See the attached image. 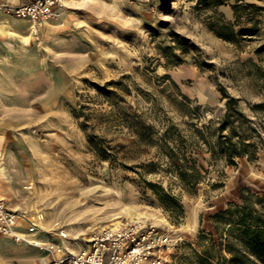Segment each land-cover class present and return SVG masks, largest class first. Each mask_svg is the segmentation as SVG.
I'll list each match as a JSON object with an SVG mask.
<instances>
[{"label": "rangeland", "instance_id": "rangeland-1", "mask_svg": "<svg viewBox=\"0 0 264 264\" xmlns=\"http://www.w3.org/2000/svg\"><path fill=\"white\" fill-rule=\"evenodd\" d=\"M236 1L65 0L67 15L57 21L65 40L46 48L36 39L37 82L19 93L24 105L31 96L37 107L30 113L24 108L18 118L23 129L16 133L17 148L26 163L23 178L12 187L21 210L43 215L49 230L39 234L43 239H52L50 229L58 221L69 234L65 243L79 250L94 231L139 219L169 234L164 264H187L192 248L198 249V234L214 233L213 215L238 203L243 189L264 191V147L255 157L238 158L235 166L212 165L209 153L194 147L191 155L202 175L191 193L180 187L163 148L137 140L119 121L122 110L141 115L153 137L168 129L170 144L182 139L191 151L195 125L222 116L223 87L264 136V105L251 109L264 104V52L254 51L262 39L229 42L212 30L218 19L233 20ZM243 1L264 6V0ZM17 26L26 29L28 22ZM112 81L119 82L108 85L122 97L117 104L99 90ZM181 95L189 98V108ZM148 183L175 199L180 217ZM226 222L224 214L219 224ZM7 243L17 245L0 237V264H35L30 255L37 252L29 245H21L28 250L20 253L4 248ZM26 255L30 258L21 260Z\"/></svg>", "mask_w": 264, "mask_h": 264}, {"label": "trees", "instance_id": "trees-1", "mask_svg": "<svg viewBox=\"0 0 264 264\" xmlns=\"http://www.w3.org/2000/svg\"><path fill=\"white\" fill-rule=\"evenodd\" d=\"M231 9L233 20L225 21L222 18L216 20L212 27L214 33L229 42L258 36L262 43L255 47L254 51L264 52V6L237 0L231 5ZM182 40L188 42L187 39ZM112 84L118 85L119 82H105L99 90L106 95H113V100L117 104L122 97L116 89H108V85ZM218 90L224 99V112L216 121L209 120L206 124L195 125L191 136L192 142H189L192 146L191 151L187 150V142L182 139L177 143L175 140V146L173 143L170 144L168 129L153 137V131L145 125L141 115L130 114L127 110H122L120 114L119 121L131 128L137 140L155 141L163 148L180 187L191 193L202 175L196 159L191 155L194 147L204 148L210 155L212 165L222 161L224 165L232 166L236 165L240 157H255L259 149L264 147V136L239 107L237 99L223 87H219ZM181 98L182 105L189 108L187 105L189 98L185 95H181ZM262 105L264 104H253L251 109ZM197 107L192 109L195 110ZM87 141L97 147L90 135H87ZM98 148L101 156L106 157L104 147L98 145ZM148 185L159 200L167 204L174 217L182 214L181 206L173 197L167 195L164 188L152 183ZM212 185L214 186V183ZM224 214L227 215L229 222L220 226ZM212 218L214 233L198 234L196 242L198 249L192 248L193 260L187 264H264V191L251 194L243 189L238 203L213 215ZM174 220L176 222L178 219Z\"/></svg>", "mask_w": 264, "mask_h": 264}, {"label": "built area", "instance_id": "built-area-1", "mask_svg": "<svg viewBox=\"0 0 264 264\" xmlns=\"http://www.w3.org/2000/svg\"><path fill=\"white\" fill-rule=\"evenodd\" d=\"M64 4L65 0H0V8L30 22L35 39L38 26L60 17ZM42 216L10 209L0 197V236L36 248L41 253L39 264H164L171 244L169 234L138 219L102 227L87 238L83 248L71 252L65 243L69 234L58 221L50 229L52 239L39 235L49 231Z\"/></svg>", "mask_w": 264, "mask_h": 264}, {"label": "crops", "instance_id": "crops-1", "mask_svg": "<svg viewBox=\"0 0 264 264\" xmlns=\"http://www.w3.org/2000/svg\"><path fill=\"white\" fill-rule=\"evenodd\" d=\"M61 15L67 14L62 12ZM59 19V17L54 18L38 26V37H41L46 48L54 46L60 38L65 40V36L60 34L61 27L57 23ZM19 20L27 21L28 28L20 29L17 26ZM39 50L30 22L0 8V190L2 193L5 192V196L1 193L0 197L10 209H22L18 201L14 199V192L17 189L12 187L14 181L23 178L26 163L22 150L17 148L16 133L23 129V127L20 129L21 124L18 118L24 108L27 109L25 112L30 113L32 107H37L36 104H30L33 99L31 96L26 97L29 103L24 105V97L19 96V93L30 92L32 85L37 82L34 72L35 65H39ZM24 84L26 87L23 86ZM27 148L29 149L28 146ZM7 244L10 246H4V248L12 249V252L24 253L28 250L26 247H21L24 244L22 242H16L17 245ZM30 248L37 252L36 256L30 255V257L34 258L35 264H39L41 253L34 247L30 246ZM68 248L71 252L77 251ZM30 257L26 255L21 257V260L25 261Z\"/></svg>", "mask_w": 264, "mask_h": 264}, {"label": "bare ground", "instance_id": "bare-ground-1", "mask_svg": "<svg viewBox=\"0 0 264 264\" xmlns=\"http://www.w3.org/2000/svg\"><path fill=\"white\" fill-rule=\"evenodd\" d=\"M43 217V216H42Z\"/></svg>", "mask_w": 264, "mask_h": 264}]
</instances>
